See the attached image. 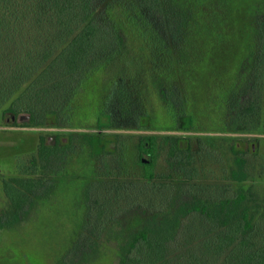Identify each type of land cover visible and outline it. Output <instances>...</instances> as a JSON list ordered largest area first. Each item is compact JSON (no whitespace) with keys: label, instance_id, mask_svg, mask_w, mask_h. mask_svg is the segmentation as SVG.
Segmentation results:
<instances>
[{"label":"trees","instance_id":"trees-1","mask_svg":"<svg viewBox=\"0 0 264 264\" xmlns=\"http://www.w3.org/2000/svg\"><path fill=\"white\" fill-rule=\"evenodd\" d=\"M234 3L0 0V115H27L36 127L95 129L65 141L40 137L35 152L17 161L18 176L2 179L0 231L29 222L77 161L84 214L54 264H97L108 252L113 264H264V212L239 186L247 177L241 157L223 176L233 189L186 184L195 173L190 141L142 135L136 148L146 161H137L142 172L134 177L144 183L126 192L130 157L119 134L103 131L149 128L156 111L170 129H193L190 75L221 54ZM245 6L247 47L216 95L220 126L230 132L253 130L261 116L264 122V0ZM160 156L163 182L154 184ZM103 176L112 179L113 203Z\"/></svg>","mask_w":264,"mask_h":264},{"label":"rangeland","instance_id":"rangeland-1","mask_svg":"<svg viewBox=\"0 0 264 264\" xmlns=\"http://www.w3.org/2000/svg\"><path fill=\"white\" fill-rule=\"evenodd\" d=\"M250 1L252 0H235L227 21L222 25L225 38L220 48L221 54L209 59L211 62L215 59L210 65L212 68L204 64L202 69L191 72L193 129H170L168 123L164 122L165 118L157 111L154 117L156 121L149 128L103 129L105 133L120 135L119 140L130 157V166L133 168L128 169L130 172L127 174H130V177L121 178L126 192L131 188L142 189L144 183L142 179L137 178L142 172L137 161L141 158L146 159L145 156L137 154L136 144L139 136L174 135L180 138L186 137L190 141L191 150L194 151L192 158L194 163L191 165L194 166L195 173L194 175L191 173L194 179L192 181L185 179L186 184H202L213 188L216 185H229L230 188H235V181L231 179L226 181L223 176L225 174L228 176L225 170L231 163L232 157L237 154L245 161L244 172L247 176L239 183V186L245 188L247 201H256L261 205V211L264 212L263 116L258 125L249 132H230L220 126V116L216 109L218 88L223 89L221 86L223 81L225 83L229 77L234 75L247 47L250 25L245 4ZM10 117L9 113L0 115V209L6 204L2 179L18 176L17 161H23L27 155L35 152L40 137L46 139L47 142H54L56 138L65 141L64 137L70 133L95 132V129L89 128L36 127L27 123L28 120H18V115L13 121ZM233 144L239 149L236 153H232L229 149ZM198 154L200 156L196 157ZM162 159V156L157 159L154 184L163 182V178L157 177V174L163 173L162 168L160 169ZM106 160L107 158L104 159L105 163L108 162ZM80 167L82 163L73 162L53 197L40 203L37 213L29 222L14 231H0V264H54L59 254L67 249L84 214L81 203L83 179L73 176L76 172L80 174ZM98 167L100 170L103 169L101 163ZM102 178L109 183L107 191L111 196L108 195V197L113 203L116 196L113 187L110 186L112 179H108V176ZM115 181H117V176ZM119 182L120 177L116 184H120ZM232 189L229 195L233 194ZM139 220L134 218L130 227H135ZM113 263H115V258L108 252L97 264Z\"/></svg>","mask_w":264,"mask_h":264},{"label":"water","instance_id":"water-1","mask_svg":"<svg viewBox=\"0 0 264 264\" xmlns=\"http://www.w3.org/2000/svg\"><path fill=\"white\" fill-rule=\"evenodd\" d=\"M12 120L15 119V116H12L11 117ZM18 120H27L28 119V116L27 115H20L19 117H17ZM143 162H145L146 160L145 159H142Z\"/></svg>","mask_w":264,"mask_h":264},{"label":"flooded vegetation","instance_id":"flooded-vegetation-1","mask_svg":"<svg viewBox=\"0 0 264 264\" xmlns=\"http://www.w3.org/2000/svg\"><path fill=\"white\" fill-rule=\"evenodd\" d=\"M11 117H12V116H11ZM11 117H10V118H11ZM11 120H12V119H11ZM12 121H13V120H12Z\"/></svg>","mask_w":264,"mask_h":264}]
</instances>
